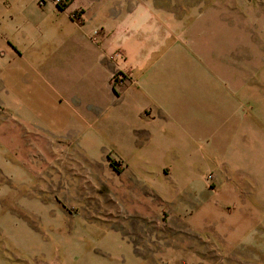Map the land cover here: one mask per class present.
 <instances>
[{
    "label": "rangeland",
    "instance_id": "1",
    "mask_svg": "<svg viewBox=\"0 0 264 264\" xmlns=\"http://www.w3.org/2000/svg\"><path fill=\"white\" fill-rule=\"evenodd\" d=\"M109 1L112 7L111 2L118 6L122 0ZM128 2L136 12L132 37L150 41L166 28L177 34H170L172 38L181 40L191 57L190 92L197 98L198 120L207 121L214 135L184 140L180 165L187 172L179 176L175 206L153 198L152 192L150 199L142 197L141 204H134L125 189L117 192L121 204L116 201L111 183L117 177L119 185L120 180L127 184L128 176L111 162L122 172L128 160L113 152L92 176L99 189L83 190L85 204L67 206L71 199L78 202L79 194L73 190L65 197L63 182L72 178L84 184L90 168L68 164L55 152L76 147L36 142L1 113L0 140L10 168L0 170V264H264V0ZM98 30L103 41L108 31ZM117 52L126 58L119 64L126 62V53ZM119 73L131 76V71ZM188 83L184 79L179 88L184 90ZM118 107L127 108L122 101ZM120 142L99 145L125 151L126 142ZM144 143L140 138L133 144ZM161 161L175 164L170 158ZM205 176L213 191L203 199L213 198L215 206L192 223L196 209L190 204L189 183ZM34 201L52 209L63 206L77 217L70 224L57 222L58 214L51 211L49 228L31 210ZM77 228L86 232L80 239L71 232ZM112 231L121 234L124 243L115 247L108 235ZM95 233L102 238L93 237Z\"/></svg>",
    "mask_w": 264,
    "mask_h": 264
},
{
    "label": "crops",
    "instance_id": "2",
    "mask_svg": "<svg viewBox=\"0 0 264 264\" xmlns=\"http://www.w3.org/2000/svg\"><path fill=\"white\" fill-rule=\"evenodd\" d=\"M65 2L66 9L55 0H0V49L5 53L0 62V114L8 115L36 142L76 147L54 151L68 164L91 169H86L84 184L72 178L63 182L65 197L73 190L79 194L78 202L71 199L72 204L65 203L67 206L82 204L83 190L99 189L92 176L110 152L128 160L126 169L120 171L128 176V183L120 180L119 185L117 177L111 183L116 201L120 203L118 190L125 189L132 194L134 204H141L142 197L150 199L152 192L153 198L175 206L180 196L176 192L179 176L187 172L180 165L186 152L184 140L189 141L190 135H214L207 121L197 117V98L190 92L194 89L190 55L180 39L170 36L177 34L166 28L150 41L132 37L130 29L136 12L128 0L118 6L111 2L112 7L109 0ZM98 28L108 31L99 44L92 40ZM120 49L127 55L122 64L112 59ZM122 69L131 71L132 77L116 83L115 76ZM184 79L189 83L182 90L179 85ZM183 93L185 97L180 95ZM121 101L127 108L119 109ZM140 138L146 143L133 144ZM117 140L126 142L125 151L99 145L101 141ZM0 143V170H4L10 164L4 141ZM151 143L158 144L157 150L150 147ZM165 158L174 159L176 165L161 161ZM189 184L190 204L196 209L193 223L200 214L213 211L215 204L213 198L203 199L213 191L206 176ZM32 206L33 213L45 219L49 228L53 223L51 211L58 214L57 222L69 223L77 217L63 206L52 209L42 201H34ZM71 232L79 239L86 233L80 228ZM108 235L115 247L124 243L121 234L112 231ZM101 236L93 234L95 238ZM130 255L136 258L132 248Z\"/></svg>",
    "mask_w": 264,
    "mask_h": 264
},
{
    "label": "built area",
    "instance_id": "3",
    "mask_svg": "<svg viewBox=\"0 0 264 264\" xmlns=\"http://www.w3.org/2000/svg\"><path fill=\"white\" fill-rule=\"evenodd\" d=\"M57 4H65V0H55ZM92 40L99 44L102 42V34H101V30H95L93 35H92ZM5 56V53L3 52V50L0 49V62L3 60ZM112 59L115 60L116 62L121 63L122 61H125V55L122 52H116L113 56ZM120 74V73H118ZM117 74V75H118ZM123 75L120 78H124L127 77L125 73H122Z\"/></svg>",
    "mask_w": 264,
    "mask_h": 264
},
{
    "label": "trees",
    "instance_id": "4",
    "mask_svg": "<svg viewBox=\"0 0 264 264\" xmlns=\"http://www.w3.org/2000/svg\"><path fill=\"white\" fill-rule=\"evenodd\" d=\"M59 6H60L61 8H63V9H66V8L68 7L67 4H59ZM74 18H77L76 15L74 16ZM122 75H123V74L120 73V74H118V75L115 76V82H116V83H118V81H119V79H120V77H121ZM111 165H112V167H113L114 169H116L117 171L120 172V170L117 168V166L115 165L114 162H111Z\"/></svg>",
    "mask_w": 264,
    "mask_h": 264
}]
</instances>
